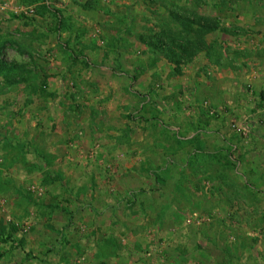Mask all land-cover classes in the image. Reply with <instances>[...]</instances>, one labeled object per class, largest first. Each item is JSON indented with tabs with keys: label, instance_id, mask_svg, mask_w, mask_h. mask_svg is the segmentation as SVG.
I'll return each mask as SVG.
<instances>
[{
	"label": "rangeland",
	"instance_id": "1",
	"mask_svg": "<svg viewBox=\"0 0 264 264\" xmlns=\"http://www.w3.org/2000/svg\"><path fill=\"white\" fill-rule=\"evenodd\" d=\"M0 54V264H264V0H0Z\"/></svg>",
	"mask_w": 264,
	"mask_h": 264
},
{
	"label": "trees",
	"instance_id": "2",
	"mask_svg": "<svg viewBox=\"0 0 264 264\" xmlns=\"http://www.w3.org/2000/svg\"><path fill=\"white\" fill-rule=\"evenodd\" d=\"M179 19L183 20L182 26L185 36H183V34L177 36L176 34L169 33V36L164 38L165 41H161L159 45V49L165 50L166 45H164V43H167V47H169V54L166 55V57L171 61L174 60L173 62L178 64L183 57L190 60L203 51L206 47L203 39L204 36L208 33L216 31L218 28L217 24L208 18L196 16L192 18L179 17ZM192 34H194L193 38H191ZM179 56L181 57V60H175V58H178ZM1 68L12 69L9 65L0 60V69ZM259 107L264 108V104H260Z\"/></svg>",
	"mask_w": 264,
	"mask_h": 264
}]
</instances>
